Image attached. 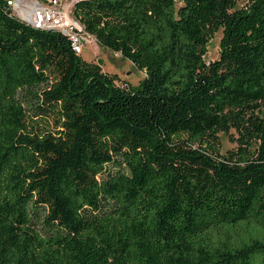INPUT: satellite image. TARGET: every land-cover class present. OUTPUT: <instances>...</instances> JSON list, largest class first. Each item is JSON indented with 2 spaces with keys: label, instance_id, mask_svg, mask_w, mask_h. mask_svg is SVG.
Wrapping results in <instances>:
<instances>
[{
  "label": "trees",
  "instance_id": "16d2710c",
  "mask_svg": "<svg viewBox=\"0 0 264 264\" xmlns=\"http://www.w3.org/2000/svg\"><path fill=\"white\" fill-rule=\"evenodd\" d=\"M237 1L77 0L129 86L0 0V264H264V0Z\"/></svg>",
  "mask_w": 264,
  "mask_h": 264
},
{
  "label": "rangeland",
  "instance_id": "374dc122",
  "mask_svg": "<svg viewBox=\"0 0 264 264\" xmlns=\"http://www.w3.org/2000/svg\"><path fill=\"white\" fill-rule=\"evenodd\" d=\"M77 0H67L66 3L70 8V15L72 14L73 4ZM249 0H238L237 7L242 8L248 5ZM69 9L67 8V11ZM222 37V30L214 34L208 44L207 53L205 55L206 61H211L219 56L220 40ZM80 56L88 63L96 64L100 69L108 73L114 78L117 85H138L145 77V72L137 68L129 59L124 58L119 52L111 49L100 47L96 39L87 42L80 53ZM236 134L233 130L229 133H219L220 151H226L236 147L237 143L234 140Z\"/></svg>",
  "mask_w": 264,
  "mask_h": 264
},
{
  "label": "built area",
  "instance_id": "2783aa9c",
  "mask_svg": "<svg viewBox=\"0 0 264 264\" xmlns=\"http://www.w3.org/2000/svg\"><path fill=\"white\" fill-rule=\"evenodd\" d=\"M67 0H5L12 13L35 28L60 31L70 39L72 49L80 54L95 37L70 15ZM67 8L69 9L67 11Z\"/></svg>",
  "mask_w": 264,
  "mask_h": 264
}]
</instances>
